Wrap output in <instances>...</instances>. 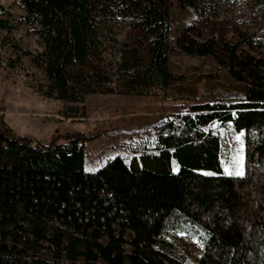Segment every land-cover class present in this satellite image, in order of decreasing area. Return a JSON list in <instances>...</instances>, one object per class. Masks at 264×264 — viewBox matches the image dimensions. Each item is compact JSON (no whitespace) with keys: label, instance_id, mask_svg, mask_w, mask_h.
<instances>
[{"label":"trees","instance_id":"16d2710c","mask_svg":"<svg viewBox=\"0 0 264 264\" xmlns=\"http://www.w3.org/2000/svg\"><path fill=\"white\" fill-rule=\"evenodd\" d=\"M224 1L19 0L18 18L0 6V30L28 26L39 36L36 55L7 45L33 56L47 80L37 92L67 103V118L86 117V97L111 91L104 53L122 24L129 33L116 75L124 92L187 103L134 130L143 137L133 154L96 172L85 170V143L99 133L44 145L0 115V264H264V28L258 35L218 21ZM253 1L264 10V0ZM173 44L212 58L229 83L197 72L195 85L180 84ZM213 123L231 137L246 133L243 177L224 173L222 140L206 129ZM185 223L206 235L194 263L160 240Z\"/></svg>","mask_w":264,"mask_h":264},{"label":"rangeland","instance_id":"374dc122","mask_svg":"<svg viewBox=\"0 0 264 264\" xmlns=\"http://www.w3.org/2000/svg\"><path fill=\"white\" fill-rule=\"evenodd\" d=\"M0 6L14 18L24 14L19 0H0ZM217 20L233 22L241 31L259 35L264 28V10L258 11L253 0H225L220 6ZM180 23L184 24L183 16ZM128 33L127 24L118 27L115 34L117 42L109 43L104 53L110 63L108 70L113 78L112 83L108 84L111 91L88 95L85 102L79 105L84 108L86 117L73 119L65 115L67 103L47 98L37 92L38 86L46 88L47 80L44 72L34 64L33 56H25L20 52L18 54L21 56L22 65L10 67V62L18 54L7 42H15L36 55L41 51L39 36L28 26H19L11 33L0 30V115L16 134L37 140L44 145H48L55 135L99 133L97 137L85 143L86 172H96L118 156L132 155L137 144L141 145L143 137L133 133L134 130L168 113L178 111L187 103L162 100L161 93L159 96H137L124 92L116 74L120 63L119 45L125 41ZM170 66L174 78L184 86L192 87L196 84L193 75L197 72L210 76V82L229 83L227 71L212 58L188 56L174 44ZM206 129L218 134L222 140L224 173L228 175L225 172L226 167L232 171L236 170L235 158L239 154L243 157L245 174L246 133L231 137L229 129L219 123L210 124ZM238 136L244 142L242 151ZM178 170L175 165V172ZM22 224L19 223L16 232L22 233ZM205 238L202 229L185 223L177 230L162 233L160 240L174 255L186 254L194 263L203 252ZM42 243L49 244L44 240Z\"/></svg>","mask_w":264,"mask_h":264},{"label":"snow or ice","instance_id":"6c2138e0","mask_svg":"<svg viewBox=\"0 0 264 264\" xmlns=\"http://www.w3.org/2000/svg\"><path fill=\"white\" fill-rule=\"evenodd\" d=\"M243 134H241L242 136ZM237 140L240 142L241 144V151L243 150V140L241 139L240 136L237 137ZM235 163L237 165V168L235 171L230 170L228 167L225 168V172L228 175H236L238 177H243L244 176V170H243V157L241 155H237V157L235 158ZM205 175H211V173H205ZM197 243H200L199 241H197Z\"/></svg>","mask_w":264,"mask_h":264}]
</instances>
